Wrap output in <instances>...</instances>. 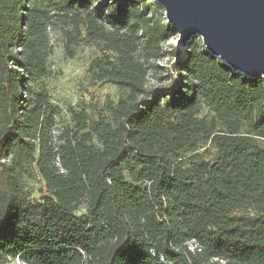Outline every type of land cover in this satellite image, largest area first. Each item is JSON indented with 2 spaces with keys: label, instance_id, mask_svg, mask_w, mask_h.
Returning <instances> with one entry per match:
<instances>
[{
  "label": "trees",
  "instance_id": "trees-1",
  "mask_svg": "<svg viewBox=\"0 0 264 264\" xmlns=\"http://www.w3.org/2000/svg\"><path fill=\"white\" fill-rule=\"evenodd\" d=\"M52 30L67 57L94 44L91 79L120 91L55 141L57 108L34 85ZM175 34L154 0H0V264H264V75L196 36L177 78L150 84ZM201 143L213 161L189 154ZM31 165L37 199L19 178Z\"/></svg>",
  "mask_w": 264,
  "mask_h": 264
},
{
  "label": "rangeland",
  "instance_id": "rangeland-1",
  "mask_svg": "<svg viewBox=\"0 0 264 264\" xmlns=\"http://www.w3.org/2000/svg\"><path fill=\"white\" fill-rule=\"evenodd\" d=\"M177 33L170 37L164 45L166 51L164 57L156 62L160 67L162 75L154 76L152 72L149 75L150 84H165L171 77L177 78L174 74L177 69V63L184 58L187 53L188 44H178ZM53 53L48 60V70L50 73L34 83L35 86L45 88L48 92L49 99L56 106L55 113L56 123L51 128L53 140L56 136L71 128L74 125L73 113L84 110L87 115L91 116L99 110L103 111L107 100L116 102L120 91L117 86L111 83L96 82L91 79L88 69L91 60L101 55L100 51L94 44H80L76 46L74 56L67 57L64 54L63 44L60 39L56 38L55 30H52ZM161 77V78H157ZM159 80V83L157 82ZM199 116L209 120L212 113L207 107L201 106ZM194 159L203 158L208 161L215 159L216 148L209 143H201L196 151L190 152ZM20 182L23 187L31 194V198H39L41 191L44 190L43 181L38 176L34 165L28 167L27 171L19 174ZM86 206L82 203L75 211L76 215L85 213ZM6 264H22L20 257L9 259Z\"/></svg>",
  "mask_w": 264,
  "mask_h": 264
},
{
  "label": "water",
  "instance_id": "water-1",
  "mask_svg": "<svg viewBox=\"0 0 264 264\" xmlns=\"http://www.w3.org/2000/svg\"><path fill=\"white\" fill-rule=\"evenodd\" d=\"M178 44L200 36L209 53L250 77L264 75V0H154Z\"/></svg>",
  "mask_w": 264,
  "mask_h": 264
},
{
  "label": "built area",
  "instance_id": "built-area-1",
  "mask_svg": "<svg viewBox=\"0 0 264 264\" xmlns=\"http://www.w3.org/2000/svg\"><path fill=\"white\" fill-rule=\"evenodd\" d=\"M51 39V38H50ZM51 42H52V39H51ZM190 248L192 249L193 248V246H190ZM10 258H8V260H9ZM22 263V262H21ZM4 264H6V263H4ZM23 264V263H22Z\"/></svg>",
  "mask_w": 264,
  "mask_h": 264
}]
</instances>
